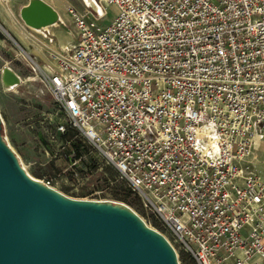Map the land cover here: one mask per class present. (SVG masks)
Returning a JSON list of instances; mask_svg holds the SVG:
<instances>
[{"label":"built area","instance_id":"2783aa9c","mask_svg":"<svg viewBox=\"0 0 264 264\" xmlns=\"http://www.w3.org/2000/svg\"><path fill=\"white\" fill-rule=\"evenodd\" d=\"M99 3L30 58L71 167L117 171L196 264H264V0Z\"/></svg>","mask_w":264,"mask_h":264},{"label":"water","instance_id":"95a60500","mask_svg":"<svg viewBox=\"0 0 264 264\" xmlns=\"http://www.w3.org/2000/svg\"><path fill=\"white\" fill-rule=\"evenodd\" d=\"M42 10L45 14L40 16ZM21 18L30 28L44 29L58 21V14L36 0L22 10ZM1 80L6 88L20 84L8 68ZM0 264L177 262L171 250L131 214L71 202L29 180L0 140Z\"/></svg>","mask_w":264,"mask_h":264},{"label":"rangeland","instance_id":"374dc122","mask_svg":"<svg viewBox=\"0 0 264 264\" xmlns=\"http://www.w3.org/2000/svg\"><path fill=\"white\" fill-rule=\"evenodd\" d=\"M5 1L7 0H0V25L14 40L0 27V140L2 144L14 160L18 158L26 171L42 185L44 180L50 179L53 180V188L71 199L109 201V203L96 205L118 210L124 209V206L130 207L138 214L143 224L159 230L174 244L164 226L144 208L142 200L131 191L128 183L121 179L117 171L103 163L97 155L93 154L94 157L99 158L98 164L103 166L102 170L94 167L86 170L82 167V162L78 168L71 167L72 162L68 158V152L76 148H61L69 140L68 137L64 138L57 133V126L64 119L53 97L43 88V84L33 71L31 67L33 63L29 56L40 67H42L41 63L31 55V50L25 48L19 41L21 33L27 36V32L39 38L44 37L41 35L43 29L34 30L26 26L21 18L22 10L29 6L32 0H10V4ZM44 1L49 5H54V1L60 2L65 11L63 15L67 18L66 27L64 24L62 26L68 29L69 34L74 35L73 25L67 14L68 9L84 11L87 5L83 0ZM97 1L99 3L101 0ZM108 13L109 17L103 25L111 21L114 10L109 8ZM31 40L34 41L33 38ZM50 67L54 68L53 64L50 63ZM4 68L11 69L20 78V84L12 90L6 88L1 81ZM78 140L76 142L79 143ZM87 148L88 152L91 151L88 146ZM52 151H54L53 154ZM57 151H60L58 155ZM175 248L179 255L176 259L177 264H196L187 253L179 250L178 246Z\"/></svg>","mask_w":264,"mask_h":264},{"label":"crops","instance_id":"0c3cea01","mask_svg":"<svg viewBox=\"0 0 264 264\" xmlns=\"http://www.w3.org/2000/svg\"><path fill=\"white\" fill-rule=\"evenodd\" d=\"M41 1L45 2L44 0ZM5 2L10 4V0ZM54 2L56 3H54V5L47 4L51 6L52 9L58 14V21L55 24L49 26L47 29H43L41 35L44 37H36L30 32H27L28 35L26 36L25 33L20 32L21 40L19 41L25 48L31 50V55L41 63L43 68L50 67L51 62L49 59V54L51 52L63 51L67 48H70L75 43L74 35L69 34L67 31L68 29L65 28V20H67V18L66 15H63L65 11L62 9V5L59 1ZM62 24H64L65 27L62 26ZM29 37L33 38L34 41H32Z\"/></svg>","mask_w":264,"mask_h":264},{"label":"bare ground","instance_id":"6f19581e","mask_svg":"<svg viewBox=\"0 0 264 264\" xmlns=\"http://www.w3.org/2000/svg\"><path fill=\"white\" fill-rule=\"evenodd\" d=\"M32 1H36V0H32ZM41 1V0H39ZM43 2V1H42ZM83 2L90 6V7H94L97 10H101V5L98 3L97 0H83ZM45 3V2H44ZM46 5H48L47 3H45ZM49 6V5H48ZM51 7V6H49ZM52 8V7H51ZM46 10V9H45ZM43 14H45L44 10H42V12H39L40 16H43ZM49 27V26H48ZM48 27H45L46 29ZM44 28V29H45ZM34 30H40V29H34ZM30 58V56H29ZM11 70V69H10ZM12 71V70H11ZM18 76V75H17ZM15 162L17 164V166L19 167V169L23 172V174L32 182H34L35 184H37L38 186L48 190L49 192L53 193L54 195L63 198L65 200L71 201V202H78V203H82V204H103V203H109V201L107 202H96V201H88V200H82V201H78V200H74L71 199L67 196H65L64 194H62L60 191L56 190L53 187H47L45 185H42L40 181L34 179L27 171L26 169L22 166L20 160L18 158H15ZM124 209H121L122 211L131 214L132 216H134L143 226L146 230H148L149 232L153 233L155 236H157L172 252L173 256L175 259H178L179 255H178V251L175 248L174 244L168 239V237L166 235H164L163 233H161L159 230L157 229H153L151 227H147L145 224H143L142 220L139 218L138 214L132 210L130 207L124 206ZM141 220V221H140Z\"/></svg>","mask_w":264,"mask_h":264},{"label":"trees","instance_id":"16d2710c","mask_svg":"<svg viewBox=\"0 0 264 264\" xmlns=\"http://www.w3.org/2000/svg\"><path fill=\"white\" fill-rule=\"evenodd\" d=\"M131 189V188H130ZM132 191V190H131ZM133 192V191H132ZM134 193V192H133Z\"/></svg>","mask_w":264,"mask_h":264}]
</instances>
